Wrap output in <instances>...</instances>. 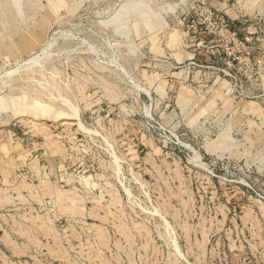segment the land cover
I'll use <instances>...</instances> for the list:
<instances>
[{"label": "rangeland", "instance_id": "obj_1", "mask_svg": "<svg viewBox=\"0 0 264 264\" xmlns=\"http://www.w3.org/2000/svg\"><path fill=\"white\" fill-rule=\"evenodd\" d=\"M0 264H264V0H0Z\"/></svg>", "mask_w": 264, "mask_h": 264}]
</instances>
